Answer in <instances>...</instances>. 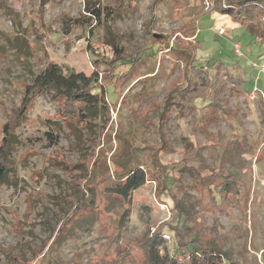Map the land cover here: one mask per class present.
I'll return each instance as SVG.
<instances>
[{"label": "rangeland", "instance_id": "rangeland-1", "mask_svg": "<svg viewBox=\"0 0 264 264\" xmlns=\"http://www.w3.org/2000/svg\"><path fill=\"white\" fill-rule=\"evenodd\" d=\"M206 1L119 0L98 20L89 10L105 0H0V140L48 63L111 81L107 116H65L42 93L14 124L0 264H139L138 242L160 232L169 246L171 223L177 239L264 264V75L253 67L264 43L219 13L227 0ZM214 63L225 109L199 124L204 87L191 66ZM138 168L144 184L114 197Z\"/></svg>", "mask_w": 264, "mask_h": 264}, {"label": "trees", "instance_id": "trees-1", "mask_svg": "<svg viewBox=\"0 0 264 264\" xmlns=\"http://www.w3.org/2000/svg\"><path fill=\"white\" fill-rule=\"evenodd\" d=\"M119 0H105L102 8L87 10L91 17L100 19L103 13L109 14L118 7ZM227 6L221 8L219 13L238 22L248 33L253 36L259 44L264 43V0H227ZM42 11V10H41ZM18 48L17 43L12 46ZM264 58L263 56L257 61ZM204 87V92L199 98V103L195 104L193 114L195 122L206 123L211 119L217 110L225 109L222 104V96L225 84L219 86L218 72L225 68L221 63H214L211 66L199 65L191 66ZM125 76V75H121ZM120 79V78H119ZM231 83L236 85L241 91L245 79H234L228 76ZM116 79L113 85L114 92L117 91ZM111 81L104 80L98 82V74L85 75L74 71L63 72L60 66L50 62L36 75H33L29 84L25 87L21 106L13 112L12 117L2 127V138L0 140V185L10 171L9 155L15 143L12 128L18 119L23 116L26 109L34 98L42 93H46L57 102L60 112L65 116L81 119L101 113L107 116L109 113L108 88ZM145 182L143 170L134 169L128 173L124 180L115 183L109 192L117 199L127 200L131 193L137 190ZM226 183L218 182L213 191L221 194V188ZM173 202V198L170 197ZM175 203V202H174ZM173 203V204H174ZM175 205V204H174ZM169 231L173 234L172 242L169 246L164 244L162 233L156 232L144 237L138 242L137 249L141 253L139 264H235L231 262L219 249L213 246H204L193 236L188 240L177 239L180 228L177 223L169 225ZM13 264H21L15 261Z\"/></svg>", "mask_w": 264, "mask_h": 264}, {"label": "built area", "instance_id": "built-area-1", "mask_svg": "<svg viewBox=\"0 0 264 264\" xmlns=\"http://www.w3.org/2000/svg\"><path fill=\"white\" fill-rule=\"evenodd\" d=\"M210 3H212V1H206V0H205V4H206L207 6H209ZM224 32H225V30H224L223 28H220V29H219V34H223ZM239 50H240L239 46H238V45L235 46V53H236L237 55H240V51H239ZM253 67H254V69L257 71V73H258L259 75H264V58H262L261 60L256 61L255 63H253ZM257 92H258L257 89L254 88L253 91L251 92V94L248 95L249 98H250L251 100H253L254 97H255L254 95H255V93H257ZM262 97H263V95H262Z\"/></svg>", "mask_w": 264, "mask_h": 264}]
</instances>
